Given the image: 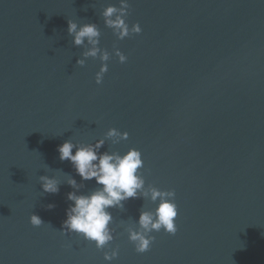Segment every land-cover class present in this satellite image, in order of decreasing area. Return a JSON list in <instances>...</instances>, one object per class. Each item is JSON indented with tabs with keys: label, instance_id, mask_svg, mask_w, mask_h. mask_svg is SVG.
Masks as SVG:
<instances>
[{
	"label": "water",
	"instance_id": "obj_1",
	"mask_svg": "<svg viewBox=\"0 0 264 264\" xmlns=\"http://www.w3.org/2000/svg\"><path fill=\"white\" fill-rule=\"evenodd\" d=\"M128 3L126 23L142 33L119 41L102 17L119 0H0V264H107L61 233L68 194L100 186L57 148L112 128L129 138L106 139L101 153L139 150L145 190L175 191L178 218L174 236L153 232L137 254L128 232L156 205L141 196L108 209L111 264H264V0ZM69 20L101 33L110 60L100 85L99 57L77 64L91 46L73 44ZM41 177L59 191H42Z\"/></svg>",
	"mask_w": 264,
	"mask_h": 264
},
{
	"label": "clouds",
	"instance_id": "obj_2",
	"mask_svg": "<svg viewBox=\"0 0 264 264\" xmlns=\"http://www.w3.org/2000/svg\"><path fill=\"white\" fill-rule=\"evenodd\" d=\"M129 7L128 0H119V7L109 6L102 13L104 25L113 31V35L119 41L142 33L139 23L131 27L126 23ZM67 24V32L73 37L75 46H82L85 41L91 46L77 64L83 67L88 57H99L101 66L95 75V83L102 84L108 72L110 55L107 51H101L99 47L101 33L97 25L94 23L77 25L71 20ZM113 54L120 64L127 62V56L118 48ZM111 138H116L114 142L119 143L128 140L129 137L127 132L121 133L112 128L108 130L105 139L97 140L94 144L77 145L68 140L57 148L59 159L69 161L81 180H94L100 186L89 195H77L75 192L68 194L71 206L65 212L66 219L63 221L61 233H74L94 244L98 251H103V259L107 264L116 260L119 254L118 248L107 247L114 240L113 230L109 227L113 217L108 209L123 208L124 202L141 196L150 198L156 205L152 211H141L137 220L138 230L128 232V240L134 245L137 254H144L150 250L155 240L151 235L153 232L163 230L174 236L177 232L175 221L178 218V208L174 202L175 191H161L156 187L145 190V181L140 174L144 164L139 150L131 148L123 155L107 151L101 153L100 149L104 147L105 140ZM40 179L42 191L49 194L59 191L55 180L48 177ZM69 183L72 187H77L75 180ZM29 222L33 227H40L43 224L37 215H31Z\"/></svg>",
	"mask_w": 264,
	"mask_h": 264
}]
</instances>
